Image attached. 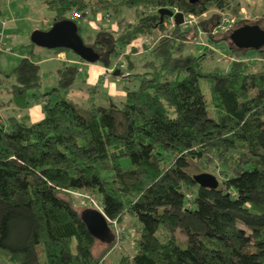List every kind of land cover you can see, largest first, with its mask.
Returning <instances> with one entry per match:
<instances>
[{
	"label": "trees",
	"instance_id": "trees-1",
	"mask_svg": "<svg viewBox=\"0 0 264 264\" xmlns=\"http://www.w3.org/2000/svg\"><path fill=\"white\" fill-rule=\"evenodd\" d=\"M39 1L52 22L111 16L117 31L101 28L84 43L97 53L95 63L109 67L123 59L119 63L136 83L125 86L118 102L103 100L99 84H84L89 96L81 104L68 96L79 67L63 62L56 85L41 90L32 50L0 73V102L10 95L14 105L0 115V251L6 264H112L107 256L116 239L101 242L89 233L80 217L86 205L75 192L98 202L112 231L113 220L121 225L128 218L134 225L133 253L122 252L114 264H264V46L232 43L230 32L251 25L248 19L212 32L222 15L239 14L241 3ZM163 7L193 14L197 22L161 21ZM261 21L255 24L264 29ZM200 34L231 56L228 65L210 63L215 54L208 47L199 54L190 50ZM139 37L145 57L137 64L131 43ZM33 100L41 103L36 121L29 114ZM197 170L214 174L218 186H200L193 180ZM98 243L103 247L96 249Z\"/></svg>",
	"mask_w": 264,
	"mask_h": 264
},
{
	"label": "rangeland",
	"instance_id": "rangeland-1",
	"mask_svg": "<svg viewBox=\"0 0 264 264\" xmlns=\"http://www.w3.org/2000/svg\"><path fill=\"white\" fill-rule=\"evenodd\" d=\"M0 9L5 13V15H1L0 17V22H3V24H0V33L2 34L1 36V43L5 44V49H0V72L4 70V72H7L8 70L12 69L20 60L21 57L27 55L29 52L28 50H32L34 52V57L38 60L39 65H40V74H41V81H42V87L41 90L43 89H50L53 86L56 85L57 79H56V67L57 65L60 64V62H57L56 60H53L48 53H52V49L48 48H43L37 45H30V35L31 32L34 29H42L50 26L52 22V13L47 7L42 4L39 0H0ZM174 11L173 9H171ZM178 12V11H176ZM175 11L173 13H176ZM210 13H213L211 11ZM74 17H77V14H73ZM99 15L98 18L94 17H85L83 19L77 20V24L80 27V34L82 38L85 41H89V39H92L95 37L96 32L98 31L97 27L95 24L99 25V29L104 28V21L103 19L110 18L113 23L116 25V29H111L113 32L117 31L118 26L115 20L107 14L103 13H98ZM96 15V16H97ZM130 15V14H129ZM127 15V18L130 17ZM204 17L207 16V14L202 15ZM45 18H49L50 23L45 22ZM131 18V17H130ZM129 18V19H130ZM183 23L185 26L192 25L193 23L197 22V17L193 14H184L183 13ZM242 18L241 15L239 16H234L229 13V15L224 14L222 15V19L220 20L219 23H221V26L218 28L216 27L215 29L212 30L213 33H219V32H225L228 31L232 25L238 20ZM5 20V21H4ZM172 23H174L173 17H171ZM261 18L256 19L255 15H250L248 21L252 22V24H255V21H260ZM262 23V22H261ZM171 24L170 27L172 26ZM223 24L229 25L228 28H222ZM114 25V24H113ZM114 25V26H115ZM174 25V24H173ZM112 28H115V27ZM221 36V35H220ZM223 37H228L227 34H223ZM219 37V36H217ZM142 40L141 37L135 39L132 41L131 45L135 49H142ZM197 44V47H194L193 45L190 46V50L196 54L203 53L205 47H208L209 49H212V54H215V58L212 60L210 59V63L212 62L213 64L219 63L221 65H228L231 56L228 55L222 48L217 47L216 45H212L211 43H208L205 40V37L200 34V39ZM11 48V50H8V48ZM67 53H69L72 56L79 57L75 53H73L70 50H65ZM249 57L253 56V53L250 52L248 53ZM145 55L139 54L134 58L133 56L131 57V60L137 61V64H140L143 60ZM80 58V57H79ZM83 60V59H82ZM123 59H117L116 62L119 63ZM66 63H71L70 59L66 58L64 59ZM84 62H87L83 60ZM122 63V62H121ZM117 64L115 68H113V71L118 68L120 70L119 74H125L126 72L124 71V66L123 64ZM113 71H111L113 73ZM111 73V74H112ZM118 76V75H116ZM124 77V76H123ZM79 77H77V81H79ZM135 81V79H133ZM76 97L78 101H83L85 96H80L79 94L73 95ZM13 101L10 95L6 96L3 98V104L0 103V115L1 117H5L10 110H12L13 106ZM200 172V171H196ZM75 196L81 197L83 202L85 203L86 207H94L97 209H100V205L96 200L93 198L89 197L88 195L81 194V193H74ZM92 202L93 204H89L87 201ZM80 201V200H79ZM131 220L126 218L125 222L123 224H118L114 223L112 224L113 228V234L116 239V246L115 249L108 254L107 259L109 260L110 263L114 264L120 257L122 252L125 253H133L134 251V241L133 237L135 236V229L134 225L130 224ZM129 226V227H128ZM126 227V229H125ZM178 237L181 240V244L185 245L184 235L182 233L178 232ZM103 247V244L98 243L96 244V249H100ZM38 252H39V257L42 260L45 256L44 250L42 246L38 247ZM6 258L0 251V264H6Z\"/></svg>",
	"mask_w": 264,
	"mask_h": 264
},
{
	"label": "water",
	"instance_id": "water-1",
	"mask_svg": "<svg viewBox=\"0 0 264 264\" xmlns=\"http://www.w3.org/2000/svg\"><path fill=\"white\" fill-rule=\"evenodd\" d=\"M160 20L164 16L173 17L175 24L183 23V12L173 11L167 7L158 9ZM232 43L239 48L258 49L264 46V29L253 25L237 27L230 32ZM30 41L37 46L54 49L66 48L73 51L81 59L93 63L98 59L94 49L84 43L79 34L77 23L71 19L54 21L47 29H34L30 35ZM120 70L116 68L113 75H119ZM193 180L200 186L216 188L218 180L216 176L208 172H199L193 175ZM80 217L89 233L101 242H112L114 234L108 224V220L101 210L94 207H85Z\"/></svg>",
	"mask_w": 264,
	"mask_h": 264
},
{
	"label": "crops",
	"instance_id": "crops-1",
	"mask_svg": "<svg viewBox=\"0 0 264 264\" xmlns=\"http://www.w3.org/2000/svg\"><path fill=\"white\" fill-rule=\"evenodd\" d=\"M236 1L241 3L239 14H237L236 16L241 15L242 18L249 19V16L254 14L256 19L258 18L262 19L261 21L262 26L264 27V0H236ZM1 15H5V13L0 9V17ZM95 17L98 18L99 15ZM102 21H104V27L107 28L106 30L116 29L115 23H113L110 18L103 19ZM45 22L50 23L49 18H45ZM0 24H3V22H0ZM95 26L99 30L100 28L99 25L95 24ZM113 26L115 28H112ZM142 40L144 39L142 38ZM0 42H1V38H0ZM141 44H142V49L141 48L136 49V52L132 54L134 58H136V56L139 54H142V55L145 54V51L143 49V41ZM2 45H4L5 47V44H2ZM48 54L53 60L60 62V64L57 65L56 67L61 66V64L65 62L64 61L65 57L70 59L71 63H74L79 67L77 77H79L80 79L69 90L68 96L72 100L78 103H81V104L85 103V101L87 100L89 96L86 89L83 88L84 84L85 85L99 84L101 89L99 90L97 94L98 95L100 94L103 100L105 99V97H110L114 101L118 102L124 98L125 86L132 87L136 83V79L135 81H133L134 77L133 78L128 77L129 72L127 71H125L126 72L125 74L124 73L119 74L118 76H114L113 74H111L112 73L111 71H113V68H115L118 64V62H116L117 59L113 60L112 64L109 67H106V66H103L102 64L95 63V62L93 63L84 62L81 58L72 56L66 51H59V52L52 51L51 54L50 53ZM119 62L124 63L125 61H119ZM135 62L137 61L135 60ZM2 72H4V70ZM43 90H46V89H43ZM75 94H79L80 96H85L83 97L84 100L78 101L76 97L73 96ZM3 98H5V95H3V97L1 98L0 103L2 104H3ZM12 106L14 107L13 104ZM29 114H30V119L32 121H36L41 118L42 112H41V103L39 100H33L29 108Z\"/></svg>",
	"mask_w": 264,
	"mask_h": 264
},
{
	"label": "built area",
	"instance_id": "built-area-1",
	"mask_svg": "<svg viewBox=\"0 0 264 264\" xmlns=\"http://www.w3.org/2000/svg\"><path fill=\"white\" fill-rule=\"evenodd\" d=\"M175 12L176 11H178L177 9H173ZM173 11V12H174ZM222 25V24H221ZM220 25V26H221ZM230 25V24H229ZM229 25H225V24H223V27L222 28H228L229 27ZM1 36H2V34L0 33V38H1ZM4 48V45H2V43L0 42V49H3ZM111 222V224H114V223H117L115 220H113V221H110ZM115 238V237H114ZM115 239H117V237L115 238Z\"/></svg>",
	"mask_w": 264,
	"mask_h": 264
}]
</instances>
